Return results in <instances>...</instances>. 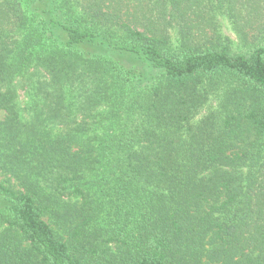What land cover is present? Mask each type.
Returning <instances> with one entry per match:
<instances>
[{"label": "trees", "instance_id": "1", "mask_svg": "<svg viewBox=\"0 0 264 264\" xmlns=\"http://www.w3.org/2000/svg\"><path fill=\"white\" fill-rule=\"evenodd\" d=\"M0 112V264H264V0H0Z\"/></svg>", "mask_w": 264, "mask_h": 264}, {"label": "rangeland", "instance_id": "2", "mask_svg": "<svg viewBox=\"0 0 264 264\" xmlns=\"http://www.w3.org/2000/svg\"><path fill=\"white\" fill-rule=\"evenodd\" d=\"M220 26H221V30L224 34H226L227 36H229L231 38L232 45L234 48H238V46H240V41L238 36L236 35V33L234 32V30L232 29V25L229 22V20H227L226 18H220ZM20 93L22 94L23 92L20 91ZM211 103H209V101L205 104L204 108L200 110V112L196 115V118L200 117L203 113L204 110L208 107L209 108H215L217 107L218 104V99H216V94L211 96ZM2 118L1 116V112H0V119ZM4 178L3 173H1L0 171V179Z\"/></svg>", "mask_w": 264, "mask_h": 264}]
</instances>
